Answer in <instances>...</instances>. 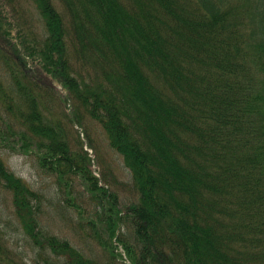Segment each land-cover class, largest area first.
Wrapping results in <instances>:
<instances>
[{"label": "trees", "instance_id": "obj_1", "mask_svg": "<svg viewBox=\"0 0 264 264\" xmlns=\"http://www.w3.org/2000/svg\"><path fill=\"white\" fill-rule=\"evenodd\" d=\"M32 2L41 33L3 51L0 152L34 145L59 176L78 167L106 235L95 236L124 264H264V0ZM56 99L71 100V123L100 124L136 199L118 203L85 168L87 152L45 114ZM0 185L52 263L96 264L40 224L43 196L1 155Z\"/></svg>", "mask_w": 264, "mask_h": 264}, {"label": "rangeland", "instance_id": "obj_2", "mask_svg": "<svg viewBox=\"0 0 264 264\" xmlns=\"http://www.w3.org/2000/svg\"><path fill=\"white\" fill-rule=\"evenodd\" d=\"M0 4V76H8L4 60H9L3 51L7 49V40L15 43L23 52V45L31 42L32 37L41 33L40 16L36 12L32 0H1ZM8 30L5 34L3 30ZM25 39V40H24ZM73 60V58H71ZM10 61V60H9ZM29 63V62H28ZM76 61L73 67L75 70ZM7 75V76H6ZM44 82L55 85L63 100L65 89L56 84L49 76L42 77ZM58 100V99H56ZM59 101V102H58ZM57 101V105L47 109V116H55L66 133L65 137L70 149H84L88 157L85 168L97 177L100 184L116 193V200L125 204L136 199L137 192L132 185L128 169L123 165L120 154L107 143L104 130L91 118L71 123L69 113L74 109L71 100ZM35 146L28 153L2 149L5 165L16 175L30 184L43 196L40 201V224L50 232L67 238L73 246L85 255L94 258L96 264H124V258H111L97 240L95 233L100 234L103 242L106 235L101 229L94 210L95 197L87 192L86 184L81 178L78 167L71 168L64 176L48 170L37 163ZM8 191L0 185V236L6 255L0 256V264H54L48 250H42L32 243L23 232L13 213ZM122 224L121 231H125ZM114 243V242H113ZM121 251V246L117 245ZM115 249V250H116Z\"/></svg>", "mask_w": 264, "mask_h": 264}]
</instances>
